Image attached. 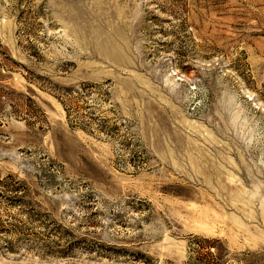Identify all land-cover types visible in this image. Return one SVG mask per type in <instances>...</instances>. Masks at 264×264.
<instances>
[{
    "label": "rangeland",
    "instance_id": "1",
    "mask_svg": "<svg viewBox=\"0 0 264 264\" xmlns=\"http://www.w3.org/2000/svg\"><path fill=\"white\" fill-rule=\"evenodd\" d=\"M0 264H264V0H0Z\"/></svg>",
    "mask_w": 264,
    "mask_h": 264
}]
</instances>
